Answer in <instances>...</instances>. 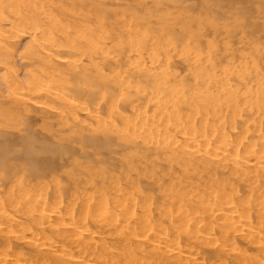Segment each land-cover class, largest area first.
<instances>
[{
	"label": "bare ground",
	"instance_id": "1",
	"mask_svg": "<svg viewBox=\"0 0 264 264\" xmlns=\"http://www.w3.org/2000/svg\"><path fill=\"white\" fill-rule=\"evenodd\" d=\"M89 1L61 22L62 0H0V127H27L0 135V264H264V21L191 41Z\"/></svg>",
	"mask_w": 264,
	"mask_h": 264
},
{
	"label": "rangeland",
	"instance_id": "2",
	"mask_svg": "<svg viewBox=\"0 0 264 264\" xmlns=\"http://www.w3.org/2000/svg\"><path fill=\"white\" fill-rule=\"evenodd\" d=\"M71 1H73V2H71ZM98 1L106 2L107 5L109 7H112L113 9L116 8L117 5H119V3L124 4L128 8L133 9V11L139 12V14L141 16H143V17H146V16L151 17L152 20L160 22L161 26H163V25L167 26V28L170 29V31H171L170 34H171V37H173V38L175 37V35H177L178 37L182 38V36L185 35V34H190V35L192 34L193 38L190 37L191 41L199 39L200 35H203V36L204 35L205 36L210 35L211 37L208 36L209 38H212L214 35L215 36H220L221 33L224 35L225 31H227V30H225L226 24H228V23L231 24L232 23V25L235 26V25H237L235 23L236 20L238 22H241L244 18H246V19L250 18L249 20H251V21H253V22H255V23L259 24V25H262V23L264 21V14L260 13V12H258L256 10V7L262 5L264 0H257V3H255V5L253 4L254 6L250 5V6L246 7L247 9L244 8V7H241V6H239V7H231V6L225 5L226 6L225 7L221 3L216 2L214 0H210L208 2H204L205 0H203V1L202 0H116V1L115 0H98ZM211 1H212V3H211ZM62 2L64 4V6H63V8H64L63 10L64 11L60 10L57 13V14H60V16H61L60 17L58 15V17L60 18V19L59 18L58 19L61 22H65L68 19L73 20L74 17H76L74 15L77 14V12H76L77 10L79 12L78 14H83V15L87 14V11H88V13L92 11L89 0H62ZM197 5H198V7H197ZM207 5L210 6V7H207ZM88 6H89V8H88ZM193 6L196 7V8L194 9ZM206 8H207V10H206ZM210 9H211V11H210ZM157 10H159V11L157 12ZM74 11H75V13H74ZM212 12H214V13H212ZM245 12H247V13H245ZM249 12H251V13H249ZM78 14H77V16H79ZM252 14L255 17H253ZM218 15H219V17H218ZM79 18H81V17H79ZM217 18H222V19H218L217 20ZM71 20H69V21H71ZM211 20H213V21H211ZM222 21H225V22H222ZM212 22H213L214 25L212 24ZM201 23H203V24H201ZM178 26H180V27H178ZM202 26L203 27L205 26V27H204V29H202V31H200ZM221 26H222V28H221ZM196 27L198 28V30H197ZM191 28H192V32L190 33ZM194 29H195L196 32L194 31V33H193ZM221 30L224 31V32H222ZM228 30L231 32V34L233 36H235L234 37V41H233V43L235 42V46H238L236 44H238L239 37L243 34V32L249 33V31H250V30H248L246 28L244 29V27H242V26L241 27L240 26H235L234 28L233 27L232 28L229 27ZM158 38H161L160 34H158ZM27 41H28V39L24 38V42H27ZM4 122H5L4 124L6 126L5 125L3 126L1 124V126H3V128L0 127L1 128L0 129V135H4L6 133L8 139H12L14 141H19V139L24 135L25 130L27 129V127H24L21 124H20V126H18L19 125L18 123H16V124L14 123L13 124V123H7L8 121H4ZM7 126H8V128H7ZM32 126H33V130H34V134H36L38 136H41V137H49L47 135V133L44 132V130L42 131V125H41V123L39 121H37L34 124H32ZM13 127H15V128H13ZM1 141H2V137L0 136V142ZM0 144H2V143H0ZM18 155L21 156V157L23 156V155H21V153L18 154ZM52 157H53V155L51 153H45V154H39V155H35V156H33V155L32 156H26L25 158L22 159V162L21 161L19 162V160L17 162H19L21 164H24L25 166H28L29 164H27V163H30V162L34 163L36 161L41 163V160H48V159H51ZM10 158H13V157L10 156ZM10 158H8V161H11L10 163L15 162L16 157L14 158V160H12V159L10 160ZM31 159H34V160L32 161ZM66 163L68 164V161L63 160V159L59 162V167L56 170V175L61 180V186L64 189H66V188L69 189L68 194L65 196V198L68 200L72 196V194H73L72 190H74V189H73V183H72V179H71L72 176L69 175L67 171L73 170L74 174L77 176L80 173L77 171L78 172V174H77L76 170L81 171V169L78 168V167L76 168L74 166H70L69 164H68L69 165L68 166ZM63 164H66V165H63ZM66 169H67V171H66ZM81 175L83 176V174H81ZM32 180L33 179H31V181ZM45 181L48 182L49 185L53 184V183H51V178L50 177L46 178ZM32 182H33V184L31 183L30 187L34 188L35 187V180H33ZM53 186H54V184H53ZM53 186L51 185L50 189L53 188ZM85 190H88V189L85 188ZM52 191H54V188H53ZM84 193H85L84 191L80 190V194L78 193V195H76V198L75 197H73V198L71 197L72 200L75 199L77 201V207L78 208H80L81 205L83 204L84 199L81 200V198H85L84 197ZM3 227H6V225H4ZM17 227H18V225H13V227L11 228V231H13V229L15 228L14 229L15 232H13L15 234H11L12 232H8L10 234L6 233L8 238L9 237H12V238L15 237L12 240L13 242H17L18 239L21 238V239H23V241L20 239V241H22V242L18 241L17 244L18 243H23V245L22 244H20V245H22L24 247V244H25V246L28 245L30 242H32L33 238H34L33 242H38V241L40 242V239L43 240L41 238V236H35L34 235V231L37 229L35 225L27 226L25 224H21L20 227H18V228ZM29 229H30V231H29ZM6 231H7V228H6ZM21 234H23V235H21ZM29 236L30 237L32 236L30 242L28 241L30 239ZM36 237H38V238H36ZM12 238H9V239H12ZM25 238L28 239V240H26V241H28V243L25 241ZM15 239H17V241ZM24 242H26V243H24ZM24 248H26V247H24ZM28 248H26V249H28Z\"/></svg>",
	"mask_w": 264,
	"mask_h": 264
}]
</instances>
